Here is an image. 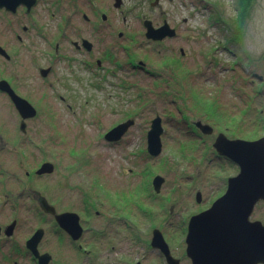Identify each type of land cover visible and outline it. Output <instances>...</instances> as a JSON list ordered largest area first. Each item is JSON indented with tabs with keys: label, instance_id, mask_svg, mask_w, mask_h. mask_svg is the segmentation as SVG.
<instances>
[{
	"label": "rangeland",
	"instance_id": "obj_1",
	"mask_svg": "<svg viewBox=\"0 0 264 264\" xmlns=\"http://www.w3.org/2000/svg\"><path fill=\"white\" fill-rule=\"evenodd\" d=\"M153 1L122 0L117 9L114 0H92L107 10V21L93 20L90 26L79 17L87 6L98 9L88 0H42L39 11L48 40L66 15L60 32L93 44L86 57L69 43H59L57 54L71 59L54 61L48 80L41 79L37 67L48 64L53 46L18 51L13 43L4 46L13 56L10 61L0 58V77L12 71V83L37 113L21 132L20 116L0 93V226L17 221L11 239L0 234V264H33L23 250L38 228L44 231L38 248L51 254L50 264H163L159 251L149 245L152 229L159 228L179 254L187 214L199 209L195 192L209 202L237 173L216 154L212 143L217 134L264 133V0ZM144 19L154 26L166 20L176 36L147 39ZM229 38L233 52L228 51ZM112 51L118 59L105 61ZM133 58L157 75L133 68ZM169 58L187 66L188 93L169 78L175 72L163 62ZM211 102L218 119L209 114ZM155 116L161 119L162 149L152 156L146 134ZM126 119L134 123L122 138L106 141L104 134ZM197 120L210 125L212 134L195 130ZM45 161L54 165L53 172L36 175ZM155 174L164 177L159 193L150 183ZM41 199L56 212L79 214L92 229L82 241L89 251L67 240L40 208ZM250 219L264 222V203L256 205ZM93 231L102 235L93 236Z\"/></svg>",
	"mask_w": 264,
	"mask_h": 264
},
{
	"label": "water",
	"instance_id": "obj_2",
	"mask_svg": "<svg viewBox=\"0 0 264 264\" xmlns=\"http://www.w3.org/2000/svg\"><path fill=\"white\" fill-rule=\"evenodd\" d=\"M21 2H25L29 7L33 0H0V7L15 10ZM114 6L119 7L120 0H115ZM143 25L145 37L149 40L159 41L176 36L175 29L167 22L154 27L149 19H145ZM84 43L90 46L87 40H84ZM0 54L8 58V54L1 46ZM0 89L5 91L13 102L21 117L20 128L24 130L25 120L36 115L35 107L12 91L4 80L0 81ZM133 123V119L118 123L104 134V139L108 142H117ZM195 125L202 134L208 135L213 131L210 125L201 121H196ZM161 133V119L155 116L146 134V150L149 155L156 156L161 152ZM212 146L218 155L236 163L239 171L236 175L227 178L224 193L208 208L190 216L185 236L186 254L191 264H263L264 222L250 220L249 217L255 205L259 201H264V136L245 140L230 139L223 133H218ZM53 170L54 165L45 161L36 169L35 174L39 176L51 174ZM163 183V176L154 175L153 190L159 192ZM199 198L200 193L197 192L196 199ZM40 204L42 210L51 214L58 227L70 238L76 240L81 236L82 228L75 212L56 213L55 208L45 199H41ZM15 225L16 221L13 220L5 226L3 233L10 237ZM43 233V229L38 228L25 242L26 249L38 264H48L51 260L48 252L40 253L38 250ZM150 245L164 255L168 264H178V260L170 254L168 244L158 228L152 229Z\"/></svg>",
	"mask_w": 264,
	"mask_h": 264
},
{
	"label": "flooded vegetation",
	"instance_id": "obj_3",
	"mask_svg": "<svg viewBox=\"0 0 264 264\" xmlns=\"http://www.w3.org/2000/svg\"><path fill=\"white\" fill-rule=\"evenodd\" d=\"M27 1H29V0H27ZM41 1L42 0H33L32 4L29 7H28V5L25 2H23V3L21 2L20 4H18V6L15 8V10H7L4 7H0V46L5 50V52L7 54H8L7 49L4 46H7V44H10V43H13L12 47L14 48V51H18L19 48H21L23 46L24 47L26 46L25 49H36V48L37 49H40V47H44L46 49H51L52 46H53L54 50H52V51H50V52L47 53V54H49V58H50V60L47 61L48 64L46 66H38L37 67L38 74L41 77V79L48 80L49 77L53 74V63H54V61H57V60L61 59V57H62V59H67V60H70L71 59V56L70 55H62V56H60V55L57 54L56 50H57V48L59 46V43H62V44H68L69 43L68 44L69 47L71 46V48H73L76 51V53L84 54L85 56L86 55H89L90 56V53L93 50V44H92V42H90L88 39H86L85 37H83L81 35H78L80 37L79 39H73V38H71L70 34L65 35L64 33L60 32V31H62L61 30L62 26L66 25V22H65L66 17L64 19V16H66V15H63L62 17H60V21L58 23L59 25H58L57 30H56V26L57 25L55 26V29L54 30L58 31L59 33H56V31H55L54 34H53V36L52 35L50 36V38L52 37V40H54L55 42H53L52 40H48L47 39L48 33H47L46 30L43 29V24H44L43 23V18H42L41 14H40V11H39L40 6H41ZM51 1H53V0H51ZM72 1H75V0H72ZM88 1L91 4H93L94 7L98 8V9H96L94 11V8L93 7L87 6V8H86L87 12H84L82 14H79V17L82 18L83 22L89 24L90 26H93V20L99 21L101 23L106 22L107 21V15H106L105 12H107V10L105 8H103L102 6L101 7H97L96 2H92V0H88ZM55 2H57V1H55ZM97 3H99V2H97ZM114 3H115V0H114ZM114 3H113V6H114ZM156 3H158V0H154L152 4L155 5ZM121 5H122V0H120V6ZM61 7H62V5L59 4L58 5V8L57 9H54L53 11H58ZM119 7H115V8L118 9ZM53 13H55V12H53ZM74 15H76V14H73V16ZM67 20H68V18H67ZM164 22H167V21L166 20H163L162 23H164ZM152 25H153V23H152ZM108 26H111V25L108 24ZM159 26L160 25H156L154 27H159ZM7 33L9 34V36H6ZM117 33H118L117 35L119 37H121L123 35V32L122 31H118ZM74 36H76V35H74ZM233 36H232V38H233ZM33 38L37 39L39 42H36ZM28 39L30 40L29 44H33V45H26L28 43ZM165 39H171V38L166 37L163 40H165ZM84 40H87L90 43V46H88V43H84ZM226 42L228 44L227 45L228 51L229 52H233V49L230 47V45L232 44L231 41H230V38ZM44 53H46V52L44 51ZM12 56L10 54H8V58H6V56L0 54V58L5 59L6 61H10L11 58H12ZM108 57H112L115 60L118 59V57L116 56V54L114 53V51H112V54L111 53L110 54H106V56H104V60L107 61V58ZM33 58L34 57H31L32 60H33ZM22 61L25 64V57L23 58ZM85 63L86 64H89L88 61H86ZM96 63L99 64L100 61L97 60ZM130 63H131L130 65L133 68L138 67V70H141V71H143L145 73H149V74L151 73V74L154 75V72L149 67L148 68L150 70L147 67L144 66V63H142V65L138 64V61L136 62L135 58L131 59L130 60ZM181 65L183 66V63H181ZM11 75H12V71L8 72L7 74L1 75L0 81L1 80H4L5 83L8 85V87L12 91H14L20 97H22L23 95H21L18 92V89L16 88V86L12 83L13 79H12V76ZM16 77H17V75H16ZM13 82L15 83V81H13ZM43 82H45V81H43ZM0 93H2L5 97H7V99L10 101V103L14 107V104L11 101V99L9 98L8 94L5 91L1 90V89H0ZM14 109H15V107H14ZM15 111L17 112L16 109H15ZM17 114H18V112H17ZM20 122H21V120H20ZM20 122H19V129L21 130V132H24L25 131V128H24V130H22L20 128ZM229 138H232V139L241 138V139H248V140L254 139L252 137H245V136H240V135H237V134L236 135H233V137H229ZM111 143H116V142H111ZM229 162H231L232 165H234V168L235 167L237 168V173H238L239 166L236 163H234V162H232L230 160H229ZM237 173H235L234 175H236ZM234 175H232V176H234ZM150 183H151V187H152V179H151V182ZM152 190H153V187H152ZM197 192L200 193L199 200L196 199ZM223 192L224 191H221V190L220 191H217V193L213 196V198H211L209 196V198H210L209 199V202H204L203 203V198H202L201 192L199 190H197L195 192V195H194V200H195V202L197 204H200L199 205V209H198V211H196L194 213L189 211L188 214H187V217H190L192 214L198 213V212H200V211L205 210L206 208H208L211 205V203L217 197L221 196V194ZM7 202H9V201L8 200H5L4 201V204H6ZM11 202L14 203L13 205L16 204V200H11ZM260 202L264 203V201H259L256 205H258ZM61 212H63V211H61ZM98 213H99V211H96V214H98ZM77 215H78V219H79V224H80V226L82 228V234H81V236L78 239L73 240L68 235H66V233L64 231L63 232L68 237L67 238L68 241H74L76 243L78 241L77 247L78 248H81L83 252H87V251H89V249L86 248L87 245H85V247L83 248L82 241H86L85 240L86 237H84V236H85V234L88 231H91L92 229H91V227L85 226L81 222L79 214H77ZM81 218L82 219H85V220L88 219V217L83 218L82 216H81ZM186 222H187V220H186ZM180 233L181 234H179V235L182 237L181 243L183 245V251L180 252L179 254L175 253L174 250L171 249V247L169 245V243L171 241H166V242H167V244L169 246L170 253H171L172 257H174V258H176L178 260V264H191V260L187 256V254H186V241H185V236H186V233H187V225L185 227H183V229L180 230ZM98 234L99 235H102V234H100L99 231H93V233H92L93 236H97ZM4 238L7 239V240L11 239V237H6V236H4ZM178 242L180 243V241H178ZM149 243H150V241H149ZM40 252H47V251H41L40 250ZM23 253L26 254L27 256H29L31 258V261L33 262V264H38L37 263V260L35 258H33L32 255H30L29 251L26 248H24ZM159 253L163 257V260H164V263L163 264H168L166 262L165 258H164V255L161 252H159ZM84 255H86V254H81V256L83 258H85ZM87 256L89 257V255H87ZM53 260L54 259L51 258V260L49 261L48 264L52 263ZM139 264H140V262H139Z\"/></svg>",
	"mask_w": 264,
	"mask_h": 264
},
{
	"label": "trees",
	"instance_id": "obj_4",
	"mask_svg": "<svg viewBox=\"0 0 264 264\" xmlns=\"http://www.w3.org/2000/svg\"><path fill=\"white\" fill-rule=\"evenodd\" d=\"M172 58V57H171ZM171 58H169V59H164L163 60V62H165L166 64H170V66L172 67V65L174 66V69H175V72H172V74L170 75V77L169 78H174L175 80H176V82H181V84H182V88H181V90L180 91H183L184 92V90H186L187 88H186V81H187V77H188V73H187V66L185 65V64H183V66L180 64L179 65V63H177V62H175V60H173V59H171ZM163 62H161V63H163ZM175 63V64H174ZM150 64H153V63H151L150 62ZM154 75H157L156 74V72H154ZM166 75H167V77L169 76L167 73H166ZM175 75V76H174ZM174 76V77H173ZM185 78V79H184ZM180 80V81H179ZM186 92L188 93V91L186 90ZM213 102V101H212ZM212 102L209 104V106L212 108ZM196 104V103H195ZM197 105V104H196ZM201 110H202V108H200ZM213 109V113H209V114H212V115H214V116H216V115H219L218 113H216V111H215V109H214V107L212 108ZM207 112V111H206ZM220 115H222V114H220ZM244 116H246V113H245V115ZM243 116V117H244ZM216 118L218 119L219 118V116H216ZM220 118H223V117H220ZM260 118V117H259ZM237 120H240V122H244V119L242 118V117H238V119ZM237 120H235V121H237ZM242 120V121H241ZM239 121H237V123H240ZM261 122H264V120H261ZM192 127H195L193 124H192ZM195 130H196V127H195ZM236 135V134H235ZM262 135H264V133L263 134H261V135H259V136H254V137H252V138H254V139H256V138H258V137H260V136H262ZM249 137H251V136H249ZM252 140V139H251ZM163 226V225H162Z\"/></svg>",
	"mask_w": 264,
	"mask_h": 264
}]
</instances>
